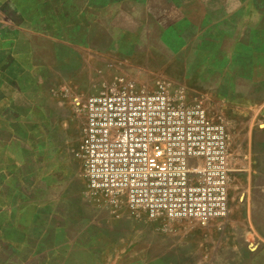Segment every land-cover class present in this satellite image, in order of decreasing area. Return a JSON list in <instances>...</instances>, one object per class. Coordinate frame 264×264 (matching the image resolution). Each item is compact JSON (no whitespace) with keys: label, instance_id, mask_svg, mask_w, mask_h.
Wrapping results in <instances>:
<instances>
[{"label":"rangeland","instance_id":"obj_1","mask_svg":"<svg viewBox=\"0 0 264 264\" xmlns=\"http://www.w3.org/2000/svg\"><path fill=\"white\" fill-rule=\"evenodd\" d=\"M181 16L237 23L229 53L264 100V0H0V264H264V180L234 187L233 173L227 215L206 226L121 220L87 191L76 152L88 97L75 91L169 86ZM20 87L30 113L60 103V120L17 124L27 139L12 140L5 109Z\"/></svg>","mask_w":264,"mask_h":264},{"label":"built area","instance_id":"obj_2","mask_svg":"<svg viewBox=\"0 0 264 264\" xmlns=\"http://www.w3.org/2000/svg\"><path fill=\"white\" fill-rule=\"evenodd\" d=\"M76 157L91 197L134 219L206 226L228 211L229 136L180 90L108 88L88 97Z\"/></svg>","mask_w":264,"mask_h":264},{"label":"crops","instance_id":"obj_3","mask_svg":"<svg viewBox=\"0 0 264 264\" xmlns=\"http://www.w3.org/2000/svg\"><path fill=\"white\" fill-rule=\"evenodd\" d=\"M196 8L198 9V7ZM225 9L227 13L233 11L231 7ZM174 23L182 26L181 31L176 26L171 27V29L178 30L174 35L178 42L172 43L180 45L178 48L172 46L170 57L175 61V64L171 66V72L163 78L169 84V90L171 92L175 90L182 91L184 100L187 103L199 104L206 111L210 120L214 122L224 121L223 123L226 124L229 148L236 159L231 185L236 187L237 181L243 178L248 180L249 184L260 179L263 181L264 100L260 99L255 102L247 96V92L249 94L253 92V87L258 85V81L254 79L255 77L251 75V72L250 75L238 73L236 63L238 57H232L234 54L230 55L229 53V46L231 47L232 44L235 46L236 44L234 41L237 40V23L223 22V25H221L220 22L213 21L211 16L203 22H197L187 16L186 19L183 17L178 18L172 22V24ZM227 39L228 42L230 39L232 42L226 45L224 40ZM241 43L245 47L254 44L252 37ZM240 55L243 58L246 57V53ZM226 59L229 62L228 64ZM263 83L261 82V84ZM246 84L252 88V91L251 88H248L247 91L244 90ZM153 87L154 83L151 82L144 85V88L153 89ZM99 89L97 87L95 90L92 88L90 91L82 92L78 89L74 91L78 92L77 94L82 99L83 95H86V97L98 95L103 90L102 88ZM13 93V100L11 103L9 101L5 109L6 118L4 122L8 133H16L15 126L17 124L29 125L34 119L37 123L46 122V118L49 116L54 123L60 120L53 119L54 115H58L56 109L60 108V103L54 104V102H51L53 106L40 105V107L37 104L31 109L30 113L28 97L26 96L25 99L23 97V94L27 93V88L26 90L22 87L16 88ZM80 101H82V105L80 104L82 107L85 98ZM80 105L77 106V109L80 108L79 112L76 111L77 115H80ZM77 120H79L78 126L81 125L82 127L84 115L81 119L80 116H77ZM12 136V140L27 139V137L16 138L14 135ZM40 139L43 140V138ZM125 214L121 216V220L124 218L135 220ZM175 227L174 224L172 229H175ZM101 230L98 229L99 233ZM100 236L102 237V235ZM93 251V248H88L87 252Z\"/></svg>","mask_w":264,"mask_h":264}]
</instances>
